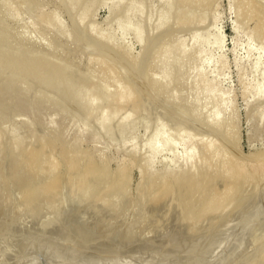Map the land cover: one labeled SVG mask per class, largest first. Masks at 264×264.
Here are the masks:
<instances>
[{
	"label": "rangeland",
	"instance_id": "374dc122",
	"mask_svg": "<svg viewBox=\"0 0 264 264\" xmlns=\"http://www.w3.org/2000/svg\"><path fill=\"white\" fill-rule=\"evenodd\" d=\"M175 1L0 0V31L4 38L0 43V264H39L42 260L41 264H199L203 254L209 260L202 256L200 264H212L214 258L216 264H264V222L256 223L264 221V0H207V5L205 0H189V14L184 11L185 3L180 7L185 0ZM176 10L183 15L178 13V18ZM258 11L259 18L255 15ZM5 33L12 39H6ZM13 35L24 39L22 46V39H17L16 44ZM10 41L21 48L18 50ZM32 49L39 52L33 53ZM20 51H25L24 55L28 51L27 57L29 52L32 56L42 52V58H54L45 65L68 63L66 69L77 70L82 77L90 75L87 80L95 75L100 84L95 78L89 79V84L85 82L88 86L68 85L64 79L55 81L56 78H47L49 69L45 65L41 67L45 75L41 78L31 68V73L26 71L28 65L19 63L24 56ZM12 53L21 55L17 58L14 54L16 66H24L25 72L12 66L11 58L17 62ZM45 58L44 62L48 60ZM64 64L60 66L66 73ZM58 66L50 70H62H57ZM102 66L103 70L99 69ZM158 133L161 139L155 150L151 145ZM164 138L175 146L162 148ZM188 149L194 156L191 166L183 160ZM224 166L227 173L221 172ZM91 168L93 175L87 171ZM186 168H193L190 175L182 172ZM230 169L232 177L240 170L238 181L229 177ZM79 172L87 175L85 180L79 179ZM219 172L223 177L217 176ZM179 174L180 180L183 178L178 179L180 183ZM201 174L202 179L209 176L204 186ZM188 176L193 178L189 180ZM228 177L230 184V179L236 182L229 186ZM192 180L194 189L190 184L184 186ZM226 183L231 196L227 193L224 199ZM213 184H217L220 194L216 186L212 189ZM200 193H206V197ZM200 195L207 199L204 204ZM217 197L223 198L222 203ZM81 213L86 219L81 218ZM78 217L80 221L74 219ZM240 221L249 222V227ZM230 223L234 228H229ZM232 228L231 234L228 229ZM256 231L260 234L256 235ZM29 235L40 239L37 245ZM219 236L225 240L221 242ZM195 238L199 240L192 242ZM212 239L214 245L210 243ZM44 240L50 242L47 247L49 242ZM57 240L59 245L52 244ZM40 242L45 243V251L39 247ZM18 244L23 249H33L19 254L22 248ZM49 245L57 249L48 251ZM195 245L203 248L195 247L197 253ZM7 246L13 247V253ZM59 246H63V252ZM226 246L232 253L228 254ZM15 247L18 254L14 255ZM49 253L60 259L51 261L55 256ZM68 253L73 260L65 258ZM189 257L198 258V263Z\"/></svg>",
	"mask_w": 264,
	"mask_h": 264
},
{
	"label": "bare ground",
	"instance_id": "6f19581e",
	"mask_svg": "<svg viewBox=\"0 0 264 264\" xmlns=\"http://www.w3.org/2000/svg\"><path fill=\"white\" fill-rule=\"evenodd\" d=\"M176 1H177V0H176ZM176 1H175V2H176ZM178 1H179V0H178ZM178 1H177V2H178ZM181 1H184V0H181ZM181 1H180V2H181ZM186 1L188 2L189 0H185L184 2H182L181 5L179 4L180 7L184 5L183 3H185V6H186V4H187ZM193 1H194V0H193ZM200 1H202V0H200ZM200 1H199V2H200ZM208 1H209V0H208ZM244 1H245V0H244ZM252 1H253V0H252ZM180 2H179V3H180ZM191 2H192V1H191ZM191 2H189V3H191ZM204 2L206 3L207 0H205ZM239 2H242V0H240ZM194 3H195V2H194ZM205 3H204V4H205ZM245 3H246V1H245ZM192 4H193V3H192ZM204 4L202 5V3H200V5H202V8H203ZM207 4H208V3H206V5H207ZM242 4H244V3H242ZM249 4H251V3H249ZM71 5H72V3H71ZM177 5H178V4H177ZM177 5H175V6L177 7L176 9H179L180 7L178 8ZM188 5H189V4H188ZM190 5H191V4H190ZM194 5H197V3L194 4ZM194 5H192V6H194ZM200 5H199L198 7H200ZM245 5H247V4H245ZM185 6H184V7H185ZM248 6H249V5H248ZM198 7H197V9L199 10L200 8H198ZM204 7H205V6H204ZM240 7H241V6H240ZM252 7H253V6H252ZM187 8H188V10L186 11L185 9H187ZM192 8H196V7H192ZM241 8H243V7H241ZM253 8H254V7H253ZM253 8H252V9H253ZM182 9H183V8H182ZM182 9H180L181 12H183ZM185 9H184V11L187 12V14H189V12L191 11L190 7L186 6ZM189 9H190V11H189ZM197 9H196V10H197ZM249 9H251V8H249ZM249 9H248V10H249ZM174 10H175V9H173V11H174ZM192 10H193V9H192ZM245 10H246V9H245ZM253 10H255V9H253ZM253 10H252V13H253ZM188 11H189V12H188ZM193 11H194V13H195V10H193ZM241 11H242V10H241ZM175 12H177V14H178V13H179V14L181 13L180 11L178 12V10H176ZM191 12H192V11H191ZM201 12H202V11H201ZM246 12H247V11H246ZM248 12H249V11H248ZM250 12H251V10H250ZM260 12H261V11H260ZM255 13H256V12H255ZM258 13H259V11H258L257 14H255V15H257L256 17L259 18L260 15H259ZM262 13H263V12H262ZM174 14H175V13H174ZM177 14H176V16H178V18H179V14H178V15H177ZM181 14H182V13H181ZM183 14H184V12H183ZM183 14H182V15H183ZM185 14H186V13H185ZM185 14H184V15H185ZM192 14H193V13H192ZM243 14L245 15V11H244ZM253 14H254V13H253ZM182 15H181V16H182ZM195 15H196V14H195ZM250 15H251V14H250ZM255 15H254V17H255ZM258 15H259V16H258ZM186 16H187V15H186ZM193 16H194V15H193ZM248 16H249V15L247 14V17H248ZM261 16H263V14H262ZM182 17L184 18V16H182ZM191 17H192V16H191ZM178 18H177V19H178ZM180 18H181V17H180ZM185 18H186V17H185ZM185 18H184V20H185ZM188 18H189V17H187V19H188ZM181 19H182V18H181ZM181 19H180V20H181ZM263 19H264V17H263ZM184 20H182V21H184ZM259 20H261V18H260ZM178 21H179V20H178ZM182 21H180V22H182ZM263 21H264V20H263ZM186 22H187V21H186ZM260 24H261V23H260ZM0 28L2 29L1 26H0ZM1 29H0V30H1ZM261 30H262V29H261ZM261 30H260V31H261ZM2 31H3V30H2ZM5 31H6V30H5ZM3 32H4V31H3ZM9 32H10V31H9ZM0 34L2 35V36H1L2 39H1L0 43H1V42L3 43V39H4V38H3V33H1V31H0ZM5 34H6V35H4V37L7 36V33H5ZM12 34H13V33H12ZM99 34H100V33H99ZM100 36L103 37V35H100ZM1 37H0V38H1ZM8 37H9V36H7L6 39H8ZM10 37H11V35H10ZM10 37H9L8 40H11V39H12V38H10ZM13 38L15 39L14 35H13ZM6 39H5L4 41H6ZM17 39L20 40V39H22V38H16V39H15V40H16V44H17V41H18ZM23 40H24V39L20 40V44H21V46H22L21 41L23 42ZM12 41H13V40H12ZM7 42H8V41H7ZM14 42H15V41H14ZM14 42H13V43H14ZM18 42H19V41H18ZM10 43H11L12 46L15 45V43L13 44L11 41H10ZM24 43H25V42H24ZM18 45H19V44H18ZM12 46H11V50H14V49H12ZM15 46L17 47V45H15ZM15 46H14V47H15ZM24 46H25V45H24ZM14 47H13V48H14ZM18 47L21 48L20 45H19ZM18 47H17V49H18ZM29 47H30V46H29ZM26 48H27V46H26ZM30 48H31V47H30ZM30 48H28V49H30ZM33 48H34V47H33ZM40 48H41V47H40ZM18 50H19V49H18ZM20 50H21V49H20ZM24 50H25V48H24ZM33 50H35V49H32L31 52H32ZM42 50H43V49H42ZM9 51H10V49H9ZM15 51H16V48H15L14 52H15ZM35 51L39 52V50H35ZM10 52H12V51H10ZM20 52H21V51H20ZM24 52H25V51H24ZM24 52H23V53L21 52L22 55L25 54ZM27 52H28V51H26V55H24V56H26V57H27ZM16 53H17V52H16ZM33 53H34V51H33ZM35 53H36V52H35ZM12 54H13V53H12ZM14 54H15V53H14ZM14 54H13V57H14ZM30 54H31V53L29 52V53H28L29 56H28L25 60L23 59L24 56H23V57H20V58H19V63L21 62L22 65L25 63V65H24L25 67H26V65H28L29 68H27L26 71L30 72V68H31V72H32V73L36 72V75H38V76H40V77L43 76V78H44L45 75H44V73H42V72H43V71H42L43 69H42L41 67H43V66L45 65L44 63H48V64H49V61H54V58H53V60H52V59L49 60V56L46 55L47 58H48V60H47V58H45V57H43V58H45L48 62H47V61L44 62V59L40 56V54H42V52H40V54H38V53L34 54V55H37V56H34V55L32 56V55H30ZM110 54H111V53H110ZM43 55H44V54H43ZM15 56H17V58H18V56H21V55L15 54ZM39 57H40L41 59H40ZM114 57H115V56H114ZM17 58L14 57L13 60L15 61V59H16V61H17ZM57 58L60 60V58H59L58 56H56V59H57ZM58 59H57V60H58ZM10 61H11L10 63L13 64V65H12V64H11V65H12V66H15L16 69H20V68H21L20 65H19V68L17 67V66H18V65H17V64H18V61L16 62V64H15V62L12 61V58H11ZM62 61H63V59H62ZM62 61H61V62H62ZM57 62H58V61H57ZM10 63H9V66H10ZM26 63H27V64H26ZM54 63L56 64V62H54ZM54 63L52 64L53 67H55L56 65L58 66L59 63H60V61H59V63L56 64V65H54ZM14 64H15V65H14ZM63 64H64V62H63L62 64H60V65H63ZM16 65H17V66H16ZM50 65H51V63H50ZM60 65L57 67V70H58V68H60V69L62 68V70H58V71H56V72H54V70H53L54 68H53V67H49V66L45 65V68H46V66H47L48 69H49V71H48V70L46 71V73H47V78H48V77H49V78H53V79L56 78L55 81H58V82H60V81H62V80L64 79L65 83L68 81V85H69V82H70L71 84H72V83H73V84H74V83H77L78 85H79V84L84 85L85 82L88 83L87 81H88L89 79H90L89 81H91L93 78L97 79V77H94L95 75H93V74H91V73H89V74L93 75V78H92V79H91V78H88V80H87L86 77H89V76H90L89 74H88L89 76H83V77H85V78H83L81 75L78 74L79 71L76 72L77 70H73V69L69 70V69H70L69 67L67 68V69H68V70H67L66 67H67L68 63H67L66 65L64 64V65H65V69H66V73H65V70L63 69L64 67H62V66H60ZM106 65H107V64H106ZM12 66H10V67H12ZM24 66H23V68H24ZM107 66H108V65H107ZM15 67H12V68H15ZM23 68H21V69L24 70V71H21V70H20L21 72H25V69H23ZM40 68H41V69H40ZM45 68H44V69H45ZM51 68H53V69L50 70ZM55 68H56V67H55ZM28 69H29V70H28ZM96 69H97V70H96ZM96 69H95V70L98 71V68H96ZM99 69H102V70H103V66H102V68L99 67ZM106 69H108V68H106ZM63 70H64V72H63ZM90 70H91V69H89L88 71L90 72ZM93 70H94V69H92V71H93ZM17 71H18V70H17ZM60 71H62V72H60ZM69 71H71V72L68 73ZM73 71H74L75 73H77L76 75H78L80 79L74 74ZM84 71H85V70H84ZM84 71H83V72H84ZM86 71H87V70H86ZM86 71H85V72H86ZM92 71H91V72H92ZM31 72H30V73H31ZM44 72H45V70H44ZM94 72H95V71H94ZM98 72H99V71H98ZM101 72H102V71H101ZM101 72H100V74H101ZM105 72H106V71H105ZM46 73H45V74H46ZM59 73H60V74H59ZM80 73H81V72H80ZM92 73H93V72H92ZM103 73H104V72H103ZM34 74H35V73H34ZM81 74H82V73H81ZM83 74L86 75L87 73H83ZM83 74H82V75H83ZM105 74H106V73H105ZM97 75H98V74H97ZM80 76H81V77H80ZM99 76H100V75H99ZM102 77L105 78V75L103 74ZM41 78H42V77H41ZM95 79H94V80H95ZM99 79H100V78H99ZM94 80H93V83H94ZM97 80H98V79H97ZM97 80H96V81H97ZM101 80H102V79H101ZM103 80H104V79H103ZM106 80H107V79H106ZM64 81H63V82H64ZM96 81H95V82H96ZM102 82H103V81H102ZM105 82H106V81H105ZM65 83H64V84H65ZM86 83H85V85H87ZM90 83H92V82H90ZM93 83H92V84H93ZM88 84H89V83H88ZM98 84H100V83H99V80H98ZM93 85H94V84H93ZM93 85H92V88L95 87V86H93ZM108 85H109V84H108ZM63 86H64V85H63ZM65 86H66V85H65ZM87 86H88V85H87ZM87 86H86V87H87ZM99 86H100V85H99ZM67 87H68V86H67ZM69 87H71V86H69ZM86 87H85V88H86ZM89 87H90V85H89ZM62 88H63V87H62ZM72 88H73V87H72ZM80 88H81V87H80ZM92 88H91V89H92ZM95 88H96V87H95ZM70 89H71V88H70ZM114 89H115V88H114ZM68 90H69V89H68ZM71 90H72V89H71ZM78 90H79V89H78ZM100 91H101V90H100ZM131 91H132V90H131ZM131 91H130V93H131ZM64 92H66V91L64 90ZM77 92H78V91H77ZM81 92H83V91H81ZM90 92H91V91H90ZM132 92H133V91H132ZM70 93L72 94L71 91H70ZM74 93H75V91H74ZM101 93H102V92H101ZM66 94L69 95V93H67V92H66ZM90 94H91V93H90ZM104 94H105V93H104ZM75 95H76V93H75ZM77 95H78V94H77ZM79 95H80V94H79ZM120 95H121V94H120ZM145 95H146V94H145ZM261 95H264V91H263V93H261ZM81 97H82V95H81ZM119 97H120V96H119ZM145 97H146V96H145ZM79 99H80V98H79ZM141 103H142V102H141ZM79 104H80V103H79ZM82 104H84V103H82ZM103 119H104V118H103ZM103 119H102V120H103ZM103 121H105V120H103ZM103 123H104V122H103ZM104 124H105V123H104ZM124 129H125V128H124ZM164 134H165V133H164ZM159 135H160V133H158V134H156V135L154 136V138H153V142H152V145H151V148H152V149H155V150L157 149L156 144H158V143H157L158 140L161 139V137H160ZM207 136H208V135H207ZM201 137H202V135H201ZM168 138H169V137H168ZM202 139H203V138H202ZM168 140H170V139L164 138V139L162 140V141H163V142H161L162 145H163L162 148H172L173 146H175V145H173L174 143H171V142L168 141ZM210 140H211V139H210ZM211 142H212V141H211ZM214 142H215V141H214ZM212 144H213V143H212ZM205 146H206V145H205ZM205 148H206V147H205ZM22 150H23V149H22ZM205 150H206V149H205ZM207 150H208V149H207ZM212 151L214 152V150H212ZM22 152H23V151H22ZM192 152H193V151H192ZM192 152L188 149V150L186 151L185 155H184V158H183L184 163L189 164L190 166H191L190 163L193 161L192 159H193V157H194ZM27 153H28V152H27ZM29 153H30V152H29ZM25 154H26V153H25ZM205 154H206V152H205ZM206 155H207V154H206ZM208 155H209V154H208ZM205 158H206V160H208V159H207L208 156L205 157ZM229 158H230V157H229ZM232 158H233V157H232ZM262 158H263V156H262ZM262 158H260V159H262ZM230 159H231V158H230ZM230 159H229V160H230ZM234 159H235V158H233V160H234ZM239 159H240V158H239ZM74 160H75V159H74ZM75 161H76V160H75ZM195 161H196V160H195ZM230 161L233 162L232 160H230ZM235 161H237V160L235 159ZM71 162H72V161H71ZM194 163H195V162H194ZM220 163H221V162H220ZM228 163H229V162H228ZM33 164H34V163H33ZM77 164H78V163H77ZM186 164H185V165H186ZM192 164H193V162H192ZM209 164H210V163H209ZM240 164H241V163H240ZM51 165H52V164H51ZM68 165H69V164H68ZM75 165H76V164H75ZM195 165H196V164H195ZM226 165H228V164H226ZM12 166H13V165H12ZM15 166H16V165H15ZM15 166H14V167H15ZM46 166H47V165H46ZM89 166H90V164H89ZM193 166H194V165H193ZM202 166H203V165H202ZM228 166H229V165H228ZM233 166H234V165L232 164V167H233ZM240 166H241V165H240ZM240 166H239V169H240ZM194 167H196V166H194ZM198 167H199V166H198ZM224 167H225V168H224V171H222L223 168L221 169V172H223V173L226 171V170H225V169H226V166H224ZM232 167H231V168H232ZM31 168H32V167H31ZM48 168H49V167H48ZM71 168H72V167H71ZM74 168H75V167H74ZM92 168H94V166H93ZM92 168H91V171L89 170L90 168L87 170V171L89 172V173H88V172H87V173L90 174V175H91V174L93 175V173H91V172H93V171H92ZM183 168H184V167H183ZM187 168H188V166H187ZM187 168H186V169H187ZM203 168H205V167H203ZM203 168H201V169L203 170ZM207 168L210 169V172L212 171V170H211L212 168H209V167H207ZM234 168H235V167H234ZM234 168H233V169H234ZM85 169H86V168H85ZM186 169H185V171L182 170V172H184V175H185V172H186V174H187V173L189 174L190 171H192L193 168H191L190 171H188L189 168H188L187 170H186ZM195 169H196V168H195ZM208 169H207V173H208ZM28 170H29V169H28ZM77 170H78V168H77ZM82 170H83V169H82ZM93 170H94V169H93ZM98 170H99V169H97V171H98ZM197 170H198V169H197ZM197 170H196V171H197ZM204 170H205V171H204ZM204 170H203V173H204V172L206 173V168H205ZM95 171H96V170H95ZM95 171H94V173H95ZM193 171H194V170H193ZM234 171H235V169H234ZM234 171H233V172H234ZM238 171H240V170H238ZM238 171H237V172H238ZM13 172H14V171H13ZM99 172H100V171H99ZM99 172H98V173H99ZM201 172H202V171H201ZM210 172H209V175H212L214 171H212V174H210ZM217 172H218V171H216L215 173H217ZM228 172H231V174H230L231 176H229V177H232V176H233V173H232L231 169H230V171L228 170ZM237 172H236L235 174L238 176V173H237ZM30 173H31V172H30ZM79 173H80V172H79ZM81 173H82V172H81ZM81 173L79 174V176H80L79 179H80V180H85V179H86L85 177H86L87 175H84V174H87V173H85V171H84V174H81ZM226 173H227V171H226ZM239 173H240V172H239ZM73 174H74V173H73ZM120 174H122V172H121ZM180 174H182V173H180ZM180 174L178 175L179 178H177V175H176L177 181H178V179L180 180ZM188 174H187V175H188ZM198 174H200V173H198ZM82 175H83V176H82ZM125 175H127V172H126ZM189 175H190V174H189ZM201 175H202V174H201ZM201 175H200V177H201V179H202L203 175H202V176H201ZM220 175H221V177H223L222 174L219 172V174H218L217 176L219 177ZM228 175H229V173H228ZM239 175H242V174H239ZM54 176H55V175H54ZM56 176H57V174H56ZM71 176H73V175H71ZM79 176L77 175V177H79ZM84 176H85V177H84ZM96 176H99V175H96ZM123 176H124V175H123ZM172 176H174V175H172ZM182 176H183V174H182ZM192 176H193V174H192ZM198 176H199V175H198ZM204 176H206V175L204 174ZM212 176H213V175H212ZM217 176L215 175V178H216ZM237 176H234V177H232V178H235V179L237 178V181H238V177H237ZM58 177H59V176H58ZM81 177H82V178L84 177V179H81ZM88 177H89V175H88ZM121 177H122V176H121ZM188 177H190V176H188ZM195 177H196V176H194V180H195ZM206 177L209 178L208 174H207ZM206 177H205V178H206ZM225 177H227V175H225ZM229 177L226 178V180H228ZM55 178H56V177H55ZM93 178H94V177H93ZM93 178H92V179H93ZM123 178H124V177H123ZM184 178H185V180H186V181L184 180V182H187V181H188L187 176H184ZM192 178H193V177H192ZM192 178L190 177L189 180H191ZM207 178H206V179H207ZM215 178H214V179H215ZM239 178H240V177H239ZM52 179H53V177H52ZM57 179H58V178H57ZM59 179H60V178H59ZM76 179H77V178H76ZM90 179H91V178H90ZM90 179H89V180H90ZM182 179H183V178H182ZM182 179H181L180 181H182ZM206 179H204V178L202 179V180H203V186H204V183H205V182L209 183L208 181H206ZM212 179H213V178H212ZM214 179H213V180H214ZM221 179H223V178H221ZM243 179H244V178H243ZM243 179H242V180H243ZM62 180H63V179H62ZM67 180H68V179H67ZM74 180H75V178H74ZM94 180H95V179H94ZM163 180H168V179L165 178V179H163ZM197 180H199V179H197ZM209 180H211V178H210ZM31 181H32V180H31ZM45 181H46V180H45ZM55 181H56V180H55ZM86 181H87V180H86ZM180 181H178V182L180 183ZM199 181H200V180H199ZM204 181H205V182H204ZM211 181H212V180H211ZM211 181H210V182H211ZM230 181L233 182V179H232V180L230 179ZM56 182H59V181H56ZM73 182H74V181H73ZM163 182L166 183V181H163ZM167 182H168V181H167ZM175 182H176V181H175ZM192 182H193V180H192V181H189L188 184L186 183V184L184 185L183 182H182L181 184H183L184 186L187 185V187H188L189 184H190V186H191V185L194 183V186H195V181H194L193 183H192ZM213 182L215 183L216 181L214 180ZM225 182H226V181H225ZM225 182H224V183H225ZM227 182H229V180H228ZM232 182H231V184L233 185V183H235L236 181L234 180V182H233V183H232ZM243 182H244V180H243ZM33 183L35 184V182H33ZM45 183H46V182H45ZM53 183H54V185H55V182H54V181H53ZM60 183H61V182H60ZM86 183H87V182H86ZM91 183H92V182H91ZM148 183H149V182H148ZM207 183H206V185H207ZM51 184H52V183H51ZM51 184L49 183L50 187H51ZM63 184H64V182H63ZM80 184H82V183H80ZM80 184H79V185H80ZM167 184H168V186H170L169 182H168ZM167 184L164 185V186L167 187ZM177 184H178V183H177ZM197 184H198V186H199V183H198V182L196 183V185H197ZM200 184L202 185V181L200 182ZM210 184H211V183H210ZM231 184H230V182H229V186H230ZM236 184H237V183H236ZM236 184H235V185H236ZM27 185H28V184H27ZM38 185H39V184H38ZM41 185H42V184H41ZM41 185H40V186H41ZM47 185H48V184H47ZM52 185H53V184H52ZM77 185H78V184H77ZM178 185H180V184H178ZM201 185L199 186V188H200V187L202 188ZM213 185H214V186H213ZM213 185H212V187H213L212 189L214 190V188H215V186H216V189H215V190H217V184H213ZM225 185H226V186H225V188H226V187H227V183H226ZM235 185H234L233 187H235ZM243 185H244V183H243ZM32 186H33V185H32ZM83 186H84V185H83ZM85 186H87V185H85ZM92 186H93V185H92ZM181 186H182V185H181ZM50 187H49V188H50ZM162 187H163V186H162ZM166 187H165V188H166ZM187 187H186V188H187ZM192 187H193V186H191V189H192ZM196 187H197V186H196ZM196 187H195V188H196ZM222 187H223V183H222ZM233 187H232V190H234V189L236 188V187H235V188L233 189ZM31 188H32V187H31ZM47 188H48V187H47ZM78 188H79V187H78ZM84 188H85V187H84ZM92 188H93V187H92ZM173 188H174V187H173ZM210 188H211V186H210ZM225 188L222 189V190L225 191ZM29 189H30V188H29ZM45 189H46V188H45ZM51 189H52V187H51ZM81 189H82V188H81ZM90 189H91V187H90ZM160 189H161V188H160ZM163 189H164V188H163ZM168 189H169V187H168ZM193 189H194V187H193ZM205 189H206V186H205ZM205 189H201V190L204 191ZM207 189H208V191L210 192V189H209V188H207ZM226 189H227V188H226ZM230 189H231V188H230ZM0 190H1V189H0ZM31 190H32V189H30V191H31ZM33 190H34V189H33ZM91 190H92V189H91ZM170 190H171V189H170ZM173 190H174V189H173ZM196 190L199 191L197 188H196ZM222 190H220V191H222ZM228 190H229V189H227L226 191H228ZM1 191H2V190H1ZM26 191H27V190H26ZM45 191H46V190H45ZM85 191H86V190H85ZM166 191H167V190H166ZM187 191H189V190L187 189ZM194 191H195V190H194ZM205 191H206V190H205ZM211 191H212V190H211ZM217 191H218V190H217ZM217 191H215V193H216ZM224 191H222V192L224 193ZM235 191H236V190H235ZM28 192H29V191H28ZM107 192H108V191H107ZM109 192H110V191H109ZM161 192H162V190H161ZM184 192H185V191H184ZM192 192H193V191H192ZM201 192H202V191H201ZM218 192H219V191H218ZM233 192H234V191H233ZM0 193H1V192H0ZM23 193H25L24 190H23ZM31 193H32V192H31ZM165 193H166V192H165ZM178 193H179V192H178ZM206 193H208V192H206ZM206 193H203V194L200 193V194H202L203 196H205ZM223 193H221V194H223ZM227 193H228L229 195H228ZM25 194H27V193H25ZM32 194H33V193H32ZM161 194H162V193H161ZM183 194H184V193H183ZM183 194H182V195H183ZM190 194H191V193H190ZM190 194H189V195H190ZM208 194H209V193H208ZM217 194H218V193H217ZM219 194H220V192H219ZM230 194H231V190H230V192H229V191L226 192V194L224 193L223 198L225 197V195H228V197L231 196ZM235 194H236V193H235ZM22 195H24V194H22ZM196 195H197V194H196ZM196 195H195L194 197H196ZM202 195H200V196H201V199L204 200V202H203V204H204V203L207 201V199H206V201H205V199H203L204 197L202 198ZM210 195L213 196V194H212L211 192H210ZM210 195H208V196H210ZM215 195H216V194H215ZM215 195H214V197L216 198L217 195H216V196H215ZM250 195H251V194H250ZM252 195H253V194H252ZM260 195H261V194H260ZM212 196H211V198H212ZM218 196H220V195H218ZM175 197H177V196H175ZM205 197H206V196H205ZM214 197H213V198H214ZM226 197H227V196H226ZM258 197H259V196H258ZM177 198H178V197H177ZM192 198H193V197H192ZM211 198H210L209 200H211ZM218 198H219V197H217V200H218ZM223 198H222V199H221V197L219 198V201H220L221 203H222ZM183 199H184V197H183ZM220 199H221V200H220ZM224 199H225V198H224ZM174 200H175V199H174ZM178 200H179V199H178ZM178 200H176V201L179 202ZM190 200H191V198H190ZM228 200H229V199H228ZM257 200H258V199H256V201H257ZM172 201H173V199H172ZM182 201H183V200H182ZM219 201H217V202H219ZM250 201H251V200H250ZM253 201H254V200H253ZM256 201H255L254 203H256ZM70 202H72V201H70ZM186 202H188V201H186ZM212 202H213V201H212ZM258 202H259V201H258ZM68 203H69V201H68ZM74 203H77V202H74ZM182 203H183V202H182ZM200 203H201V201H200ZM209 203L212 204L210 201H208L207 204H209ZM70 204H71V203H70ZM166 204H167V203H166ZM191 204H192V202H191ZM214 204H215V202H214ZM214 204H212V207H213ZM216 204H219V203H216ZM226 204H229V203H226ZM67 205H68V204H67ZM71 205L75 206V204H73V202H72ZM71 205H70V209H71ZM185 205H186V204H185ZM251 205H252V204H251ZM73 206H72V209H73ZM160 206H161V205H160ZM173 206H174V205H173ZM173 206H172V209H174ZM205 206H207V205H205ZM214 206H216V205H214ZM256 206H257V205H256ZM261 206H262V205H261ZM76 207H78V206H76ZM190 207H191V206H190ZM193 207H194V206H193ZM208 207H211V205H210V206L208 205L207 208H208ZM242 207H243V206H242ZM247 207H248V204H247ZM254 207H255V206H254ZM256 208H257V207H256ZM66 209H67V208H66ZM66 209H65V210H66ZM70 209H68V210H70ZM72 209H71V211H70L71 213H72V211H73ZM74 209H76V208H74ZM172 209H170V210H172ZM186 209H187V208H186ZM191 209H192V208H191ZM197 209H198V208H197ZM209 209H210V208H209ZM257 209H258V208H257ZM78 210H80V209L77 208L76 211H78ZM167 210H168V209H167ZM200 210H201V209H200ZM206 210H207V209H206ZM206 210H205V211H206ZM210 210H211V209H210ZM215 210H216V209H215ZM247 210L249 211V209H247ZM251 210H253V207H252ZM254 210H255V208H254ZM254 210H253V211H254ZM261 210H263V208H261ZM261 210H260V211H261ZM202 211H203V210H202ZM207 211H208V210H207ZM213 211H214V210H213ZM248 211H247V212H248ZM256 211H257V210H256ZM263 211H264V210H263ZM66 212H67V211H66ZM70 212L68 211L69 215H71ZM189 212H190V211H189ZM197 212H199V211H197ZM197 212H196V213H197ZM247 212H246V213H247ZM77 213H78V212H77ZM240 213H242V214L244 213V215H245V212H240ZM249 213H252V211H251V212L249 211ZM253 213H254V212H253ZM261 213H262V211H261ZM72 214H73V213H72ZM81 214H82V213H81ZM81 214H80V215H81ZM238 214H239V213H238ZM247 214H248V213H247ZM194 215H195V214H194ZM194 215H193V216H194ZM197 215H198V213H197L195 216H197ZM67 216H68V214H67ZM71 216H72V215H71ZM81 216H82V217H81ZM81 216H80V217L83 219V214H82ZM84 216H85V215H84ZM190 216H191V214H190ZM233 216L236 217V215H233ZM245 216H246V215H245ZM245 216H244V217H245ZM247 216L249 217V215H247ZM247 216H246L245 218H247ZM251 216H253V214H251L250 217H251ZM259 216H260V215H259ZM62 217H63V216H62ZM64 217H65V216H64ZM69 217H70V216H69ZM69 217H68V219H65V218H67V217H65V218H64V219H65L64 221L66 222L67 220H69V219H70ZM72 217H73V216H72ZM224 217H225V216H224ZM224 217H223L222 219H224ZM230 217H232V215H231ZM241 217H242V216H241ZM60 218H61V215H60ZM60 218H59V220H60ZM197 218H198V216H197ZM262 218H263V217H262ZM262 218H261V220H262ZM48 219H49V218H48ZM74 219H76V220L78 221V220H79V217H78V219H77V218H74ZM84 219H86V216H85ZM84 219H83V220H84ZM226 219H227V218H226ZM257 219H258V218H257ZM263 219H264V218H263ZM50 220H51V218H50ZM59 220H58V222H59ZM72 220H73V218H72ZM188 220H189V219H188ZM196 220H197V219H196ZM196 220H195V221H196ZM243 220H244V219H243ZM249 220H250V218H249L247 221H249ZM252 220H253V219H252ZM46 221H47V220H46ZM46 221H45V223H46ZM61 221H62V220H61ZM61 221H60V222H61ZM79 221H80V220H79ZM238 221H239V220H238ZM256 221H260V219H259V220H256ZM42 222H43V221H42ZM48 222H49V220H48ZM48 222H47V223H48ZM60 222H59V223H60ZM71 222H72V221H71ZM75 222H76V221H75ZM82 222H83V221H81V223H82ZM228 222H229V220H228ZM230 222H231V221H230ZM232 222H233V221H232ZM240 222H241V221H240ZM244 222H246V220H244ZM252 222H254V221H252ZM252 222L250 223V224H251L250 226H252V224H253ZM261 222L263 223L264 221H260V223H259V222H256V223H257V225H258V224L260 225ZM43 223H44V222H43ZM50 223L52 224L51 221H50ZM66 223H67V222H66ZM77 223H79V222H77ZM84 223H85V222H84ZM88 223H89V222H88ZM193 223H194V222H193ZM193 223H192V224H193ZM219 223H221V221H219ZM234 223H237V222L234 221ZM234 223H230L231 225L229 226V228H230V227H233L232 225H233ZM241 223H242V225L244 224L243 221H242ZM254 223H255V222H254ZM256 223H255V224H256ZM60 224H62V223H60ZM64 224H65V223H64ZM64 224H63V226H64ZM85 224H86V223H85ZM221 224H222V223H221ZM248 224H249V222H248ZM248 224H244V225H247V226L249 227ZM43 225H44V224H43ZM46 225H47V224H45V226H46ZM49 225H50V224H49ZM49 225H48V226H49ZM70 225H71V224H70ZM88 225H89V224H88ZM235 225H236V224H235ZM235 225H234V226H235ZM237 225H238V224H237ZM257 225H256V226H257ZM40 226H42V225L40 224ZM65 226H68V225H65ZM89 226H90V225H89ZM218 226H221V225L218 224ZM240 226H241V224L239 225V227H240ZM247 226H246V227H247ZM254 226H255V225H254ZM262 226H263V225H262ZM42 227L45 228L44 226H42ZM70 227H71V226H70ZM87 227H88V226H87ZM235 227H236V226H235ZM244 227H245V226H244ZM252 227H253V226H252ZM257 227H258V226H257ZM47 228H48V227H47ZM50 228H51V227H50ZM215 228H216V227H215ZM219 228H220V227H219ZM227 228H228V227H227ZM227 228H226V229H227ZM233 228H234V227H233ZM233 228H232V229H228V231L231 230V231H230L231 234L234 233V232H232V231H233ZM260 228H261V227H260ZM263 228H264V227H263ZM93 229H94V228H93ZM93 229H92V230H93ZM226 229H225V231H226ZM241 229H243V228L241 227ZM255 229H256V228H255ZM42 230H44V229H42ZM45 230H46V229H45ZM75 230H76V228H75ZM84 230H85V228H84ZM215 230H216V229H215ZM217 230H218V229H217ZM219 230H220V229H219ZM250 230H251V229H250ZM260 230H262V229H260ZM260 230H259V231H260ZM263 230H264V229H263ZM88 231H89V230H88ZM221 231H222V229H221ZM237 231H238V230H237ZM242 231H243V230H242ZM252 231H253V230H252ZM33 232H34V231H33ZM46 232H47V231H46ZM46 232H45V233H46ZM230 232H229V234H230ZM235 232H236V231H235ZM248 232H249V231H248ZM261 232H262V231H261ZM35 233H36V232H35ZM43 233H44V231L41 233L42 236H44ZM70 233H71V232H70ZM74 233H75V232H74ZM208 233H209V232H208ZM212 233H213V232H212ZM227 233H228V232H227ZM227 233H226V234H227ZM237 233L239 234L238 236H240V233H239V232H237ZM244 233H245V231H244ZM246 233H247V232H246ZM251 233H252V232H251ZM256 233H257L258 235L260 234V232H257V231L255 232V234H256ZM263 233H264V232H263ZM263 233H262V234H263ZM30 234H31V232H30ZM88 234H89V233H88ZM88 234H87V235H88ZM221 234H222V233H221ZM221 234H219V235L221 236ZM224 234H225V233H224ZM248 234H249V233H248ZM252 234H253V233H252ZM257 234H256V235H257ZM25 235H26V234H25ZM33 235H34V233H33ZM46 235H47V234H45V236H46ZM71 235L73 236V233H71ZM214 235H215V234H214ZM222 235H223V234H222ZM31 236H32V235H31ZM31 236H30V235L28 236L29 239H30V241H31L32 238H34V236H33V237H31ZM35 236H37V235H35ZM75 236H76V234H75ZM77 236H79V235H77ZM85 236H86V235H85ZM216 236H217V235H216ZM220 236H219L218 238H221ZM226 236H228V235H226ZM242 236H243V233H242ZM24 237H25V236H24ZM24 237H23V238H24ZM30 237H31V238H30ZM69 237H70V236H68V239H69V241H71L72 238L70 239ZM81 237H82V235H81ZM207 237H208V236H207ZM209 237H210V235H209ZM222 237H223V236H222ZM228 237H229V236H228ZM231 237H232V236H231ZM231 237H230V238H231ZM234 237H235V236H234ZM234 237H233V238H234ZM23 238H22V239H23ZM26 238H27V237H26ZM35 238H38V237H35ZM35 238H34V240H33V239H32V240H33V242L35 241V244H36L38 241H40V239L38 238V240H36ZM45 238H46V237H43V239H45ZM48 238H50V237H48ZM55 238H56V237H55ZM73 238H74V236H73ZM78 238H79V237H78ZM78 238H77V239H78ZM83 238H84V237H83ZM83 238H82V239H83ZM197 238H198V237H197ZM213 238H214V237H213ZM224 238H225V237L221 238V242H223L222 239H224ZM230 238H228L227 240H231ZM236 238H237V237H236ZM236 238H235V239H236ZM241 238H242V237H241ZM41 239H42V237H41ZM210 239H211V238H210ZM235 239H234V240H235ZM238 239H239V238H238ZM238 239H237V241H239ZM47 240H48V239H47ZM55 240H56V239H54V241H55ZM74 240H76V238H75ZM86 240H87V239H85V241H86ZM88 240H89V239H88ZM195 240H196V238H195L194 240L192 239L191 241L193 242V241H195ZM198 240H199V239H197L196 242H197ZM206 240H209V239H208V238L205 239L204 243L207 242ZM215 240H216V239H215ZM224 240H225V239H224ZM232 240H233V239H232ZM234 240H233V241H234ZM16 241H17V240H16ZM18 241H20V240H18ZM18 241H17V243H18ZM25 241H27V240L25 239ZM30 241H29V243H30ZM41 241H42V240H41ZM58 241H60V240H57V244H55V243H52V244H54V245H59V244H58ZM64 241H65V240H64ZM78 241H79V239H78ZM85 241H84V242H85ZM185 241H186V240H185ZM187 241L189 242V240H187ZM200 241H201V240H200ZM200 241L198 242V246H199V244L201 243ZM211 241H213V245H214V240H213V239L210 240V243H211ZM217 241H218V240H217ZM217 241H215V244L217 243ZM21 242H22V241H21ZM23 242H24V241H23ZM23 242H22V243H23ZM31 242H32V241H31ZM33 242H32V243H33ZM44 242L47 243V242H49V241L46 242V241L44 240ZM44 242H43V243H44ZM52 242H53V241H52ZM55 242H56V241H55ZM61 242H62V240H61ZM65 242H66V241H65ZM74 242H75V241H74ZM80 242L82 243L83 240L80 241ZM80 242H79V243H80ZM208 242H209V241H208ZM241 242H242V240H241ZM29 243H27V245H28V246L26 245L27 247H29V246L31 247V245H30ZM32 243H31V244H32ZM43 243L41 244V242H40L41 245H39V247H40V246L43 247V250H44V245H45V243H44V245H43ZM62 243H64V242H62ZM68 243H69V242H68ZM71 243H72V242H71ZM77 243H78V242H77ZM183 243H184V242H183ZM219 243H220V240H219ZM225 243H226V241H225ZM234 243H236V242H234ZM239 243H240V241H239ZM263 243H264V242H263ZM13 244H14V243H13ZM19 244H20V243H19ZM19 244H18V246L21 247L22 245L20 246ZM37 244H38V243H37ZM37 244H36V245H37ZM48 244H50V242L47 243L45 246L47 247ZM65 244H66V243H65ZM83 244H84V243H83ZM190 244H191V243H189V245H190ZM192 244H193V243H192ZM192 244H191V245H192ZM195 244H197V243H195ZM223 244H224V243H223ZM231 244H232V241H231ZM42 245H43V246H42ZM62 245H64V244H62ZM66 245H68V244H66ZM66 245H65V247H66ZM76 245H77V244H76ZM76 245H73V246H76ZM79 245H80V244H79ZM201 245L203 246L204 244L202 243ZM201 245H200V246H201ZM206 245H208V244H206ZM216 245H217V244H216ZM221 245H222V244H221ZM227 245H229V243H227ZM233 245H234V244H233ZM262 245H263V244H262ZM5 246H6V245H5ZM5 246H4V247H5ZM16 246H17V244H16ZM23 246H24V245H23ZM34 246H35V245H33V247H34ZM52 246H53V245H52ZM52 246L50 247V245H49L48 248H46V247H45V248H46V249H49V248L52 249ZM60 246H61V244H60ZM60 246H59V247H60ZM70 246H71V245H70ZM82 246L84 247V245H82ZM202 246H201V247H202ZM204 246H205V245H204ZM222 246H223V245H222ZM236 246H238V244H237ZM7 247H8V246H7ZM9 247H10V248H9ZM9 247H8V248L10 249V252L13 253V249H12L13 247H11V246H9ZM27 247H26V248H27ZM39 247H38V248H39ZM54 247H55V246H54ZM54 247H53V249H57V247H56V248H54ZM59 247H58V248H59ZM68 247H69V245L67 246V248H68ZM188 247H189V246H188ZM190 247H191V246H190ZM195 247H196V245L194 246V249H195ZM201 247H200V248L196 247V248H197V249H201ZM208 247H210V244H209ZM216 247H217V246H216ZM219 247H220V246H218L217 248L219 249ZM231 247H233V246H231ZM8 248H7V249H8ZM21 248H22V250L20 251ZM21 248L18 249V250L20 251L19 254H21V253L23 254V252H24L23 250L26 249V248L23 249V247H21ZM38 248H36V249H38ZM60 248H61V247H60ZM62 248H63V246H62ZM62 248H61V250H62ZM69 248H70V247H69ZM71 248H72V246H71ZM73 248H74V247H73ZM202 248H203V247H202ZM205 248H206V246H205ZM212 248H213V247H212ZM214 248H215V247H214ZM224 248H227V246L224 247ZM224 248H222V249H224ZM228 248L230 249V245H229ZM228 248H227V249H228ZM233 248H235V246H234ZM236 248H238V247H236ZM236 248H235V249H236ZM15 249H16V247L14 248V250H15ZM30 249H31V248H30ZM30 249H29V250H30ZM32 249H33V248H32ZM32 249H31V250H32ZM39 249H40V248H39ZM53 249H52V250H53ZM79 249H80V248H79ZM191 249H193V248H191ZM194 249H193V250H194ZM197 249H195V250L197 251ZM222 249H220V250L222 251ZM227 249H226V250H227ZM229 249H228L229 253H228V251H227L228 254L232 253V251L230 252ZM235 249H233V250L235 251ZM11 250H12V251H11ZM26 250H27V249H26ZM26 250H25V251H26ZM29 250H27V252H28ZM68 250L71 251V249H68ZM68 250H67V252H70V251H68ZM75 250L77 251L76 248H75ZM193 250H192V251H193ZM202 250H203V249H202ZM206 250H207V249H206ZM210 250H211V247H210ZM214 250H216V249H214ZM226 250H225V251H226ZM33 251H35V250H33ZM33 251H32L31 253H33ZM36 251H37V250H36ZM39 251H40V250H39ZM44 251H45V250H44ZM44 251H42V252H44ZM46 251H47V250H46ZM48 251H50V249H49ZM48 251H47V252H48ZM53 251H55V250H53ZM56 251H57V250H56ZM208 251H209V249H208ZM225 251H224V254H225ZM15 252H16V253H15ZM15 252H14V255H15V254H18V251L15 250ZM27 252H25V253H27ZM47 252H45V253H46L45 255H47ZM59 252H60V250H59ZM62 252H63V250H62ZM65 252H66V251H65ZM73 252L76 253V255H77V252L73 251V249H72V253H73ZM193 252H195V251H193ZM193 252H191V253L189 252V254L191 255ZM203 252H204V251H203ZM206 252H207V251H206ZM206 252H204V253H206ZM215 252H216V251H215ZM222 252H223V251H222ZM28 253H29V252H28ZM40 253H41V252H39V254H40ZM60 253H61V252H60ZM70 253H71V252H70ZM72 253H71V254H72ZM80 253H81V252H80ZM197 253H198V251H197ZM199 253H200V251H199ZM207 253H208V252H207ZM212 253H213V252H211V254H212ZM220 253H221V252H220ZM9 254H10V253H9ZM43 254H44V253H43ZM57 254H58V251H57ZM65 254H66V253H65ZM68 254H69V253H68ZM189 254H188V255H189ZM193 254H194V253H193ZM193 254H192V255H193ZM209 254H210V253H209ZM215 254H216V253H215ZM222 254H223V253H222ZM222 254H221V255H222ZM12 255H13V254H12ZM48 255H50V256H51V255H52V256L54 255V256H55V254H52V253H51V254L49 253ZM74 255H75V254H74ZM195 255H196V254H195ZM201 255H202V254H200V256H201ZM207 255H208V254H207ZM213 255H214V253L212 254V257H213ZM216 255H217V258H218V257H219L218 254H216ZM37 256H39V255L37 254ZM40 256H41V255H40ZM40 256H39V257H40ZM50 256H49V257H48V256H45V257L49 259ZM63 256H65V255H63ZM70 256H71L70 254H69V256L66 255L65 258L68 257V258L72 259L73 256H72V257H70ZM200 256H199V257H200ZM202 256L204 257L205 260H206V259L209 260V258H205L204 254H203ZM202 256H201V258H202ZM214 256H215V255H214ZM56 257L58 258V256H55L54 260L52 259L51 261L55 262V260L60 259V258L57 259ZM59 257H61V256H59ZM192 257H194V256H192ZM192 257H191V258H192ZM209 257H210V256H209ZM220 257H221V256H220ZM68 258H67V259H68ZM191 258L189 257L188 259H191ZM196 258H197V257H196ZM201 258L199 259L200 262H201ZM210 258H211V257H210ZM213 258H214V257H213ZM213 258H211V259L213 260ZM226 258H227V257H226ZM37 259H38V258H37ZM39 259H40V258H39ZM41 259H42V258H41ZM48 259H47V260H48ZM50 259H51V258H50ZM193 259H194V261H196V262L198 263V261H197L198 258H197V260H195V258H192V260H193ZM202 259H203V258H202ZM211 259H210L209 262L212 261ZM214 259L216 260V258H214ZM220 259H221V258H220ZM222 259H223V258H222ZM68 260H69V259H68ZM72 260H73V259H72ZM192 260H191V261H192ZM215 260H214L213 262H215ZM217 260H218V259H217ZM42 261H43V260H42ZM42 261L39 262V264H41ZM188 261H189V260H188ZM194 261H192V263H193ZM49 262H50V261H49ZM200 262H199V264H200ZM207 262H208V261H207ZM213 262H212V264H214ZM216 262H217V261H216ZM216 262H215V264H216ZM37 263H38V262H37ZM187 263H189V262H187ZM190 263H191V262H190ZM190 263H189V264H190ZM205 263H206V262H205ZM46 264H47V263H46ZM48 264H50V263H48ZM52 264H54V263H52ZM55 264H58V263L55 262ZM193 264H195V262H194ZM202 264H204V263H202ZM209 264H210V263H209Z\"/></svg>",
	"mask_w": 264,
	"mask_h": 264
}]
</instances>
